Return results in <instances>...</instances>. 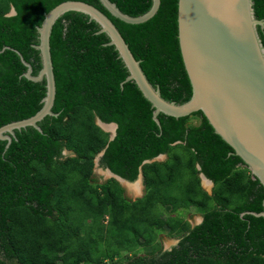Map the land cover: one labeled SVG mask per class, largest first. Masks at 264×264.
I'll return each instance as SVG.
<instances>
[{
    "label": "trees",
    "instance_id": "16d2710c",
    "mask_svg": "<svg viewBox=\"0 0 264 264\" xmlns=\"http://www.w3.org/2000/svg\"><path fill=\"white\" fill-rule=\"evenodd\" d=\"M68 0H0V127L28 119L43 107L46 83L23 76L42 68L37 27ZM93 4L120 30L153 86L178 104L193 90L178 40V0H161L159 12L132 25ZM126 14L148 12L152 0H111ZM16 14L9 16L12 9ZM264 19V0H254ZM100 26L70 11L55 23L51 50L57 94L53 112L33 127L0 140V264H264V187L217 135L204 114L153 120L138 86ZM264 44V30L259 27ZM196 118L199 125L190 121ZM117 124L116 137L97 125ZM67 150L70 154L64 155ZM100 166L135 182L145 195L125 196L120 182L95 176ZM160 155L166 159L154 161ZM200 167V168H199ZM203 174L214 182L202 186ZM101 179V178H100ZM195 211L203 222L192 227ZM81 222V223H79ZM182 238L163 251L160 237ZM108 262V263H107Z\"/></svg>",
    "mask_w": 264,
    "mask_h": 264
},
{
    "label": "water",
    "instance_id": "95a60500",
    "mask_svg": "<svg viewBox=\"0 0 264 264\" xmlns=\"http://www.w3.org/2000/svg\"><path fill=\"white\" fill-rule=\"evenodd\" d=\"M102 6L114 17L124 23L139 25L148 22L159 12L161 0H152L148 12L140 16L124 13L111 0H99ZM74 11L87 15L95 21L114 46L119 58L129 72L122 83L133 81L151 103L153 120L161 126L159 115L174 118L191 116L201 111L215 133L234 150L230 155L239 156L252 175L264 187V44L259 27L264 30V19L255 15L254 0H178V40L183 63L188 74L193 94L189 101L178 104L166 100L160 87L153 86L137 60L120 30L112 19L93 4L79 0H68L51 9L37 27L39 44L33 47L39 51L42 68L33 75V67L16 50L22 63L27 67L25 78L35 83H46L43 107L34 116L11 122L0 127V140L8 141L7 148L15 136V130L33 127L43 132L39 123L47 116L58 117L53 112L57 87L51 50V36L55 23L65 13ZM16 14L13 8L9 16ZM11 49L4 47L0 53ZM104 131L114 127L110 141L116 137L117 124L104 123L97 119ZM104 151L96 157V165ZM160 155L154 161H160ZM200 168V167H199ZM121 185L141 183L143 174L135 182H129L113 174ZM203 184L209 181L201 174ZM264 207V201H263ZM264 217L262 212H244Z\"/></svg>",
    "mask_w": 264,
    "mask_h": 264
},
{
    "label": "rangeland",
    "instance_id": "374dc122",
    "mask_svg": "<svg viewBox=\"0 0 264 264\" xmlns=\"http://www.w3.org/2000/svg\"><path fill=\"white\" fill-rule=\"evenodd\" d=\"M190 123L191 124H193V125H199V123H200V121L198 120V119H196V118H193L191 121H190ZM114 130L115 129H113V128H109L108 127V131H109V133L111 134L112 132H114ZM68 154H70L69 152H68ZM164 159H166V157H164L162 160H164ZM96 170H97V172L95 173V176L100 180V182H103V181H105V180H107V179H111L112 177L111 176H109L107 173V170L105 169V168H96ZM101 178V179H100ZM137 184V183H136ZM135 183L133 184V185H131V186H129L128 188L129 189H127V193H132L133 192V190H135V191H138V187L140 188L139 189V191L142 189V187H143V185H141L140 183L139 184H137L136 185ZM204 186L207 188V191L209 192V193H212V185H205L204 184ZM130 190H131V192H130ZM126 193V194H127ZM128 195V194H127ZM193 214V213H192ZM199 220H200V216H198V214H196V216H195V219H194V223L195 222H199ZM79 223H81V222H79ZM164 236H163V239H162V241H161V245H162V248H163V251L165 250V251H168V250H171V249H173L174 247H176L177 246V243H178V241H177V239H174V238H171V237H169L166 233H162ZM108 263V262H107ZM109 264V263H108Z\"/></svg>",
    "mask_w": 264,
    "mask_h": 264
},
{
    "label": "crops",
    "instance_id": "0c3cea01",
    "mask_svg": "<svg viewBox=\"0 0 264 264\" xmlns=\"http://www.w3.org/2000/svg\"><path fill=\"white\" fill-rule=\"evenodd\" d=\"M166 157V156H165ZM96 166H98V167H96L97 169L98 168H102L101 166H99V164L98 165H96ZM106 170H108V169H106ZM97 172V170H95V173ZM108 175H109V173H107ZM109 176H111V175H109ZM112 177V176H111ZM112 178H114V177H112ZM110 179V178H109ZM109 179H107V180H109ZM107 180H105V181H107ZM105 181H103V182H105ZM121 184V183H120ZM134 183H132V184H130L129 186H131V185H133ZM141 185H143V187H142V189L139 191V187H138V191H135V190H133V192L132 193H127V189H129L128 187L129 186H126V185H122V187L124 188V190H125V196L128 198V199H130V200H133V201H135V200H137V199H140V198H142L144 195H145V193H146V187H145V185H144V181H142L141 183H140ZM137 185V184H136ZM130 192H131V190H130ZM128 195H127V194Z\"/></svg>",
    "mask_w": 264,
    "mask_h": 264
},
{
    "label": "flooded vegetation",
    "instance_id": "af4514ba",
    "mask_svg": "<svg viewBox=\"0 0 264 264\" xmlns=\"http://www.w3.org/2000/svg\"><path fill=\"white\" fill-rule=\"evenodd\" d=\"M64 155H68V151L67 150H65L64 151V153H63ZM100 160H101V158H100ZM96 162V161H95ZM99 163H100V161H99ZM98 163V164H99ZM99 166H100V164H99ZM97 167V166H96ZM211 181V180H210ZM212 182V181H211ZM212 191H213V188H214V182H212ZM202 186H203V188L207 191V188L204 186V184H203V182H202ZM193 213V214H192ZM196 214H198V216H200V220H199V222L197 223V222H195L194 223V219H195V216H196ZM187 219L189 220V222H190V224L192 225V227H195V226H197V225H199V224H201L202 222H203V216L201 215V214H199V213H197V212H195V211H190V213L187 215ZM163 234L161 235V239H160V241H162V239H163ZM174 239H177V241H178V243H177V245L179 244V242L182 240V238H174ZM172 250V249H171ZM165 251V250H164Z\"/></svg>",
    "mask_w": 264,
    "mask_h": 264
},
{
    "label": "bare ground",
    "instance_id": "6f19581e",
    "mask_svg": "<svg viewBox=\"0 0 264 264\" xmlns=\"http://www.w3.org/2000/svg\"><path fill=\"white\" fill-rule=\"evenodd\" d=\"M110 128H113L114 129L113 126H110ZM206 184L209 185V186L211 185V183L209 181H206Z\"/></svg>",
    "mask_w": 264,
    "mask_h": 264
},
{
    "label": "clouds",
    "instance_id": "9594fccd",
    "mask_svg": "<svg viewBox=\"0 0 264 264\" xmlns=\"http://www.w3.org/2000/svg\"><path fill=\"white\" fill-rule=\"evenodd\" d=\"M96 161V160H95ZM98 167V166H97ZM96 170V169H95ZM209 180V179H208Z\"/></svg>",
    "mask_w": 264,
    "mask_h": 264
}]
</instances>
